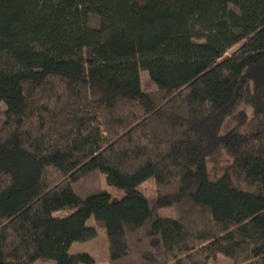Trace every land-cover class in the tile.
I'll list each match as a JSON object with an SVG mask.
<instances>
[{"label": "trees", "instance_id": "16d2710c", "mask_svg": "<svg viewBox=\"0 0 264 264\" xmlns=\"http://www.w3.org/2000/svg\"><path fill=\"white\" fill-rule=\"evenodd\" d=\"M218 254L264 264V0H0V264Z\"/></svg>", "mask_w": 264, "mask_h": 264}, {"label": "rangeland", "instance_id": "374dc122", "mask_svg": "<svg viewBox=\"0 0 264 264\" xmlns=\"http://www.w3.org/2000/svg\"><path fill=\"white\" fill-rule=\"evenodd\" d=\"M93 17V16H92ZM93 23L97 24L98 20L94 19ZM151 85L149 76L146 72L142 73V86L143 88H148ZM4 109V107H1ZM222 160L219 164L209 161L208 163V170L210 174V178L214 179L215 177L217 178L218 175H220L221 168H223L227 161L228 157L222 156ZM103 190L105 193L109 194L112 199L118 200L121 199L123 196H125L126 191L122 189H118L116 187H113L112 185L109 184L107 177L103 176ZM140 191H142L146 197L149 199L150 203L152 205L156 204V194H155V182L153 178H150L146 180L140 187ZM161 214L165 217L171 216V217H176V213L173 209H162ZM89 224L97 226L99 229L100 233L99 236L91 241L90 243L84 244L80 242H75L70 248L71 253H78V252H90L96 254H93L99 258L105 259L109 255V245H108V239L107 235L105 233L104 225L101 222L96 221L93 217L89 220ZM216 260L220 264H232V261L225 257L224 255L218 254L216 256ZM47 262V260H40L37 264H43Z\"/></svg>", "mask_w": 264, "mask_h": 264}, {"label": "crops", "instance_id": "0c3cea01", "mask_svg": "<svg viewBox=\"0 0 264 264\" xmlns=\"http://www.w3.org/2000/svg\"><path fill=\"white\" fill-rule=\"evenodd\" d=\"M87 243H90V242H87ZM87 243H84V244H87ZM86 252V251H85ZM88 253H90V252H88ZM92 255L93 254H96V252H94V253H91ZM93 256H95V255H93ZM97 259H98V257L97 256H95ZM99 259H103V258H99ZM105 259H106V257H105Z\"/></svg>", "mask_w": 264, "mask_h": 264}]
</instances>
